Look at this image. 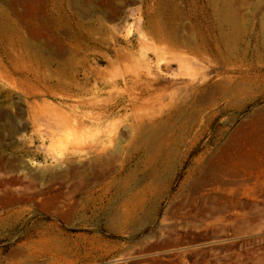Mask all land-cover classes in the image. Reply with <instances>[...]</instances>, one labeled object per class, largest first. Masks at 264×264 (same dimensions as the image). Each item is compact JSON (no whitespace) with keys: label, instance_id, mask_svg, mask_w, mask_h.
<instances>
[{"label":"rangeland","instance_id":"obj_1","mask_svg":"<svg viewBox=\"0 0 264 264\" xmlns=\"http://www.w3.org/2000/svg\"><path fill=\"white\" fill-rule=\"evenodd\" d=\"M263 24L264 0H0V264H264Z\"/></svg>","mask_w":264,"mask_h":264},{"label":"bare ground","instance_id":"obj_2","mask_svg":"<svg viewBox=\"0 0 264 264\" xmlns=\"http://www.w3.org/2000/svg\"><path fill=\"white\" fill-rule=\"evenodd\" d=\"M221 1H226V0H221ZM162 21V20H161ZM162 23V22H161ZM151 26V31L153 34H155L156 36L158 37H165V35L162 33V31L160 30L159 26L156 25V24H150ZM232 28L234 29V34L236 36V40H239L241 41L239 38V34H242V32L244 31L243 27L241 26L240 22L239 21H236V19L233 20L232 22ZM166 32V30H164ZM261 35H259V45H260V48H263L264 49V24L261 26ZM167 36V35H166ZM238 36V38H237ZM156 53V52H155ZM160 55V54H159ZM182 55H186V54H182ZM181 55V56H182ZM186 58V57H185ZM188 58V57H187ZM192 59V58H191ZM158 61V60H157ZM189 61V60H187ZM209 61V60H207ZM165 62V61H164ZM191 62V61H190ZM212 62V61H211ZM109 63H111V61L109 60ZM158 63V62H157ZM194 65V64H193ZM200 65V64H199ZM201 67V66H200ZM180 68L183 69V70H186V63H184V61L182 60V62L180 63ZM194 68V67H193ZM199 68V67H198ZM202 68V67H201ZM203 69V68H202ZM201 69V70H202ZM213 70V69H212ZM185 72V71H184ZM194 73V72H193ZM182 74L184 76H187L185 77L186 79L188 80H194V75L195 74H191V73H182L180 72L179 74H177L178 76ZM174 75V74H173ZM171 75V76H173ZM176 75V74H175ZM176 75V76H177ZM199 75V74H198ZM207 75V74H206ZM177 76V77H178ZM203 77V76H201ZM209 77V76H208ZM207 77V78H208ZM174 78V76H173ZM206 78V77H204ZM157 77H155L154 80H156ZM196 79V78H195ZM158 80V79H157ZM178 80V79H176ZM184 80V79H183ZM187 80V81H188ZM198 80V79H197ZM173 81V80H171ZM186 81V80H185ZM184 81V82H185ZM182 82V83H184ZM177 83V82H176ZM193 83V82H192ZM228 85V84H227ZM200 90H201V86H199V84L197 83H193V85L191 86L190 90H188V92H184V93H189V96H191V98L194 100L196 99V97L200 94ZM230 91V90H229ZM229 93V92H227ZM181 99L180 102H175L177 103V105L175 107H172V111H171V116L173 115L174 112L175 115L179 116V115H183V111L185 110V104H186V95ZM200 96V95H199ZM176 98V97H175ZM174 103V104H175ZM192 113V111H191ZM202 113V112H201ZM187 115V114H186ZM192 116V115H191ZM144 117H141L140 118V122L136 125V138H139V141L141 142V145H139V148L140 149H151V148H154V146L156 147V143H158L160 141V137H161V134H160V130H161V125H154L152 128L150 129H146L144 128V124L142 123ZM153 120L151 121V123L153 124ZM177 146H178V143H175V141L170 138L166 139V141L164 142V144L162 145L159 144L157 149L160 151V152H164L166 150V154H169V156H177ZM146 147V148H145ZM171 165V164H170ZM168 166H169V163H168Z\"/></svg>","mask_w":264,"mask_h":264}]
</instances>
